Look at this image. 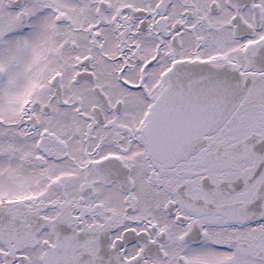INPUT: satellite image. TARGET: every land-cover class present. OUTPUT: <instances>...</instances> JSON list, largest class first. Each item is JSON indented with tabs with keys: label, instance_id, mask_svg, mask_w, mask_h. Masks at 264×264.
Instances as JSON below:
<instances>
[{
	"label": "snow or ice",
	"instance_id": "1",
	"mask_svg": "<svg viewBox=\"0 0 264 264\" xmlns=\"http://www.w3.org/2000/svg\"><path fill=\"white\" fill-rule=\"evenodd\" d=\"M0 264H264V0H0Z\"/></svg>",
	"mask_w": 264,
	"mask_h": 264
}]
</instances>
